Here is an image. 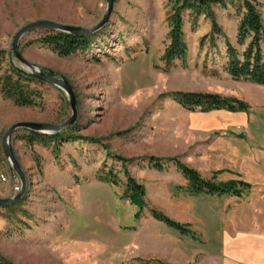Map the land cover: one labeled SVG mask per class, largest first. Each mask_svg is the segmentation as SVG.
<instances>
[{
	"label": "rangeland",
	"instance_id": "obj_1",
	"mask_svg": "<svg viewBox=\"0 0 264 264\" xmlns=\"http://www.w3.org/2000/svg\"><path fill=\"white\" fill-rule=\"evenodd\" d=\"M174 1L115 0L108 23L92 34V49L69 57L36 42L45 30L22 37L19 50L26 61L71 85L77 122L57 142L31 144L25 129L10 136L27 188L15 204L0 208V257L9 263L194 264L208 228L196 218L199 200L186 191L188 182L174 160L219 182L206 152L210 142L241 136L264 155V85L223 70L225 39L243 50L236 44L238 0L211 6L222 31L213 43L200 45L212 30L210 19L183 12L187 56L167 63ZM254 2L264 27V0ZM105 8L106 0H0V76L10 64L23 70L11 49L23 26L52 21L90 29ZM30 86L41 94L32 107H17L0 95V199L21 189L2 148L7 130L20 122L60 125L71 115L62 91L43 82ZM178 93L217 94L241 101L247 110L192 112L178 103ZM126 174L144 188L142 208L127 198ZM232 200L213 195L206 205L217 214L231 208ZM153 210L188 225L192 235L155 220Z\"/></svg>",
	"mask_w": 264,
	"mask_h": 264
},
{
	"label": "trees",
	"instance_id": "obj_2",
	"mask_svg": "<svg viewBox=\"0 0 264 264\" xmlns=\"http://www.w3.org/2000/svg\"><path fill=\"white\" fill-rule=\"evenodd\" d=\"M226 1L232 0H175L172 15L169 18L170 43L164 51L163 59L167 63L173 61L184 62L187 56L188 50L184 41L182 29V14L185 11H188L194 16L205 15L210 19L212 30L209 35H205L201 38L200 45H203L207 39H210L213 43L214 37L218 38L222 31L215 22V16L211 10V6L224 5ZM234 9L238 16L236 44L243 47V50L239 51L228 39H225V62L223 64V70L233 79H243L253 84L264 85V27L261 15L254 0H238ZM91 40L92 35L79 36L45 30L43 36L36 42L42 47L51 49L52 52L60 57H69L77 53L90 51L92 49ZM1 56H3L2 52H0V60ZM39 82L40 81L34 79L29 73L10 64L7 71L0 76V95L3 99L9 100L17 107H32L37 104V101L41 98V94L30 85ZM177 99L182 108L192 112L197 110L200 112H210L214 110L244 112L247 110V106L241 101L222 97L217 94L178 93ZM62 137L63 132L51 136H43L30 132L27 140L31 144L41 140L57 142ZM174 162L177 169L187 180L188 184L186 191L192 196H221L229 194L239 197L242 191L248 189V185L241 181L213 182L203 179L195 170L181 164L178 160L175 159ZM112 176L111 174H107L105 178H110L111 182L115 183V178ZM126 179L125 187L127 198L131 203L142 208L144 188L128 174H126ZM151 214L155 220L162 222L181 235H192L188 225L180 224L154 210L151 211ZM0 264L11 263L0 257Z\"/></svg>",
	"mask_w": 264,
	"mask_h": 264
},
{
	"label": "crops",
	"instance_id": "obj_3",
	"mask_svg": "<svg viewBox=\"0 0 264 264\" xmlns=\"http://www.w3.org/2000/svg\"><path fill=\"white\" fill-rule=\"evenodd\" d=\"M206 148L219 173L216 181H241L248 189L239 197L222 195L231 196L232 207L217 214L206 205L212 196L195 197L196 218L208 229L197 244L194 264H264V155L244 144L241 136L219 138Z\"/></svg>",
	"mask_w": 264,
	"mask_h": 264
},
{
	"label": "water",
	"instance_id": "obj_4",
	"mask_svg": "<svg viewBox=\"0 0 264 264\" xmlns=\"http://www.w3.org/2000/svg\"><path fill=\"white\" fill-rule=\"evenodd\" d=\"M197 1H202V0H197ZM114 4H115V0H106V8L103 18L100 20V22L97 25H95L93 28L90 29H86L83 27L62 25L52 21H36L23 26L15 33L11 44V49H12V56L17 61L18 65L25 72L29 73L34 79L46 83L48 85H51L53 87H56L57 89L62 91L67 98L71 115L66 121H64L60 125L20 122L13 124L7 130V132L4 134L2 139V148L9 162L12 172L18 178L21 189L16 195H14L11 198L0 199V208H6L15 204L24 196L27 188L25 174L11 148V144H10L11 134L17 129H25L29 132H33L43 136H51L62 132V130L70 126H73L77 122V103L71 85L64 78L58 77L55 74L51 73L50 71L45 70L35 64L26 61L22 57L19 50V43L22 37L35 30H46V31H53L58 33L71 34V35H79V36L92 35L93 33L101 30L108 23L111 13L113 11Z\"/></svg>",
	"mask_w": 264,
	"mask_h": 264
},
{
	"label": "built area",
	"instance_id": "obj_5",
	"mask_svg": "<svg viewBox=\"0 0 264 264\" xmlns=\"http://www.w3.org/2000/svg\"><path fill=\"white\" fill-rule=\"evenodd\" d=\"M1 179H2V181H6V180H7V178H5L4 176H1ZM14 190L17 192L19 189H18V187L16 186Z\"/></svg>",
	"mask_w": 264,
	"mask_h": 264
}]
</instances>
